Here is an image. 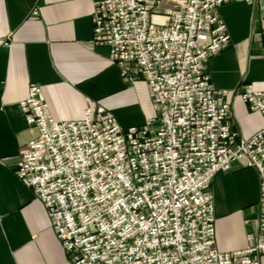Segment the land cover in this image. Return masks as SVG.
Returning a JSON list of instances; mask_svg holds the SVG:
<instances>
[{"label": "built area", "instance_id": "obj_1", "mask_svg": "<svg viewBox=\"0 0 264 264\" xmlns=\"http://www.w3.org/2000/svg\"><path fill=\"white\" fill-rule=\"evenodd\" d=\"M260 8L264 0H101L93 43L107 46L129 83L149 86L154 115L124 128L115 116L85 109L82 119L52 117L39 85L20 101L38 132L17 161V177L46 206L70 264H260L264 254V88L241 97L262 127L240 137L230 102L210 81L206 63L229 42L218 8ZM164 7L166 20L152 21ZM234 162L260 179L258 232L243 249L214 245L211 181Z\"/></svg>", "mask_w": 264, "mask_h": 264}, {"label": "crops", "instance_id": "obj_2", "mask_svg": "<svg viewBox=\"0 0 264 264\" xmlns=\"http://www.w3.org/2000/svg\"><path fill=\"white\" fill-rule=\"evenodd\" d=\"M101 0H0V264H70L47 208L16 174L18 160L38 132L20 101L39 85L49 114L61 121L103 109L124 128L153 116L149 86L121 77L107 46L93 43L92 16ZM230 42L206 63L210 81L230 102L229 125L242 137L260 130V112L241 97L252 82L264 88V41L258 3L228 2L218 8ZM166 20L164 7L152 21ZM258 170L234 162L211 181L215 240L221 251L248 246L258 229ZM264 264V254L260 257Z\"/></svg>", "mask_w": 264, "mask_h": 264}, {"label": "rangeland", "instance_id": "obj_3", "mask_svg": "<svg viewBox=\"0 0 264 264\" xmlns=\"http://www.w3.org/2000/svg\"><path fill=\"white\" fill-rule=\"evenodd\" d=\"M249 3H254V2H249ZM260 12V11H259ZM259 17H260V14H259ZM260 19V18H259ZM117 64V63H116ZM118 65V64H117ZM119 66V65H118ZM119 71H120V68H119ZM121 77L123 78V80L125 81V82H128L127 80H125V78L121 75ZM137 80H139V79H137ZM129 83V82H128ZM94 113H96V114H98V113H100V114H110L109 112H107V111H105V110H103V109H98L97 111H94ZM110 115H113V114H110ZM114 116V115H113ZM236 131V130H235ZM237 132V131H236ZM238 133V132H237ZM239 134V133H238ZM239 136L240 137H242L240 134H239ZM210 192H211V189H210ZM211 195H212V192H211ZM212 200H213V197H212Z\"/></svg>", "mask_w": 264, "mask_h": 264}]
</instances>
